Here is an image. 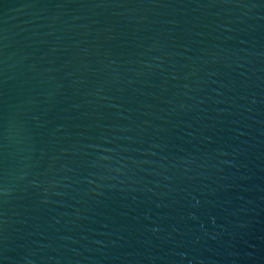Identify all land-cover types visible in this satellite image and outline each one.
Returning a JSON list of instances; mask_svg holds the SVG:
<instances>
[{
    "label": "water",
    "instance_id": "obj_1",
    "mask_svg": "<svg viewBox=\"0 0 264 264\" xmlns=\"http://www.w3.org/2000/svg\"><path fill=\"white\" fill-rule=\"evenodd\" d=\"M0 264H264V0H0Z\"/></svg>",
    "mask_w": 264,
    "mask_h": 264
}]
</instances>
